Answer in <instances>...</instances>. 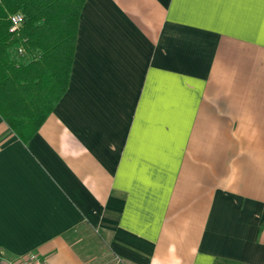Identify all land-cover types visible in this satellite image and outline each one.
<instances>
[{
  "label": "crops",
  "instance_id": "0c3cea01",
  "mask_svg": "<svg viewBox=\"0 0 264 264\" xmlns=\"http://www.w3.org/2000/svg\"><path fill=\"white\" fill-rule=\"evenodd\" d=\"M28 251L264 264V0H85L51 113L0 115V264Z\"/></svg>",
  "mask_w": 264,
  "mask_h": 264
},
{
  "label": "trees",
  "instance_id": "16d2710c",
  "mask_svg": "<svg viewBox=\"0 0 264 264\" xmlns=\"http://www.w3.org/2000/svg\"><path fill=\"white\" fill-rule=\"evenodd\" d=\"M84 2L0 0V115L25 142L68 87ZM15 12L24 20L12 30Z\"/></svg>",
  "mask_w": 264,
  "mask_h": 264
},
{
  "label": "built area",
  "instance_id": "2783aa9c",
  "mask_svg": "<svg viewBox=\"0 0 264 264\" xmlns=\"http://www.w3.org/2000/svg\"><path fill=\"white\" fill-rule=\"evenodd\" d=\"M10 20L12 21L11 29L14 30L19 27V25L24 20V14L22 12H15L10 15ZM14 264H50L45 256L37 251H28L21 254L16 258Z\"/></svg>",
  "mask_w": 264,
  "mask_h": 264
}]
</instances>
